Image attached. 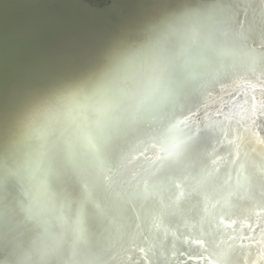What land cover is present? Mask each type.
Wrapping results in <instances>:
<instances>
[{
  "label": "water",
  "instance_id": "obj_1",
  "mask_svg": "<svg viewBox=\"0 0 264 264\" xmlns=\"http://www.w3.org/2000/svg\"><path fill=\"white\" fill-rule=\"evenodd\" d=\"M0 264H264V0H0Z\"/></svg>",
  "mask_w": 264,
  "mask_h": 264
},
{
  "label": "bare ground",
  "instance_id": "obj_2",
  "mask_svg": "<svg viewBox=\"0 0 264 264\" xmlns=\"http://www.w3.org/2000/svg\"><path fill=\"white\" fill-rule=\"evenodd\" d=\"M161 189V190H160ZM167 189L166 186H161L159 189H158V194L160 195V199L162 202H166L168 204H171L172 203V200H171V197L172 195H170L169 193L170 192H165V190ZM177 215L180 213L179 211L176 212ZM174 215V214H173Z\"/></svg>",
  "mask_w": 264,
  "mask_h": 264
}]
</instances>
